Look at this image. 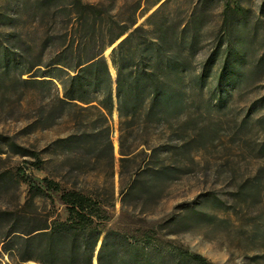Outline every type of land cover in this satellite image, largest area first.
<instances>
[{
  "label": "rangeland",
  "instance_id": "1",
  "mask_svg": "<svg viewBox=\"0 0 264 264\" xmlns=\"http://www.w3.org/2000/svg\"><path fill=\"white\" fill-rule=\"evenodd\" d=\"M72 1L55 0L54 4L69 5ZM81 1L103 3L105 21H111L109 16L119 23L136 18L135 26L149 31L151 37H155L164 25L180 34L186 31L188 36L195 30L198 38L195 65L199 63L202 67L215 50L219 51L208 67L204 86L194 88L187 99L189 108L185 115L170 121L166 129L154 130L155 134L149 137L157 149L159 161L187 166L184 156L175 154L179 144L177 134L184 122L195 118V133L190 122L184 127L188 130L186 138L193 140L192 156L197 165L177 173L158 202L153 199L142 207L141 203H133L139 201L128 199L129 205L123 204L116 112L103 117L95 109L66 107L60 113L55 100L58 93L61 95L60 85H57V92L54 88L47 90L39 85L20 84V79L17 81L19 69L8 75L0 69V172H9L16 183L8 187L3 184L0 189V264H41L37 260H20L25 235H11V239L6 240H9L5 246L8 251L3 250L4 235L14 219L44 221L53 216L66 217L59 192L43 187L40 192L36 191L43 177L60 180L64 189L105 193L111 202L106 227L130 234L163 224L179 215L185 205L198 204L211 217L209 221L171 235L165 234L166 228H163L158 236L200 253L215 264H264V0H230L238 2L244 11L243 17L231 20L230 29L223 26L227 0ZM37 17V0H0V39L5 40V30L16 29L20 32L21 44L29 42L30 51L39 55V43L47 27L34 23ZM183 26L187 29L182 30ZM54 28L61 33L58 27ZM118 42L104 52L107 60ZM230 46L240 48L241 70L248 74V80L240 87L231 88L226 82L219 86L217 80L224 64L225 48ZM201 67L199 71L204 69ZM110 70L114 75L111 66ZM28 75L22 78L28 79ZM52 94L55 98L50 100ZM219 96L224 98L222 107L217 105ZM98 133L102 138L97 145L94 137ZM106 133L112 141L113 164L102 145ZM6 138L38 151L44 165L36 167L32 165L33 157L14 153ZM163 146L169 148L166 153L161 151ZM136 152L141 153L137 160H146L143 153L149 154L142 146ZM132 166L133 163H127L125 168L130 170ZM123 178H127V173ZM248 186H256L252 197L237 195L241 187ZM34 192L37 195L33 197ZM211 193L222 199L228 208H217L211 203L202 205ZM1 211L10 214H1ZM37 243L33 240L31 256L35 259L39 257Z\"/></svg>",
  "mask_w": 264,
  "mask_h": 264
},
{
  "label": "trees",
  "instance_id": "2",
  "mask_svg": "<svg viewBox=\"0 0 264 264\" xmlns=\"http://www.w3.org/2000/svg\"><path fill=\"white\" fill-rule=\"evenodd\" d=\"M54 1L37 0L39 17L34 23L47 27L39 43V55L35 56L30 51L29 42L21 44L18 30H5V40L0 39L2 73L8 75L19 69L17 81L20 79V84L39 85L47 90L54 88L57 92L60 89V96L58 93L55 98L52 94L50 98L58 102L60 113L66 107L95 109L103 117L115 111L119 119L117 160L123 204H128V199L139 201L133 203H141L142 207L153 199L158 202L165 196L177 173L197 165L192 156L193 140L185 136L188 131L185 127L189 122L193 133L196 132L197 121L192 118L184 122L185 127L177 134L179 144L175 154L183 155L187 166L159 161L157 149L150 143L149 137L155 134L154 130L166 129L165 125H169L170 121L185 115L189 108L187 99L194 93V88L204 86L208 67L219 51L215 50L201 67L199 63L195 65L198 54L195 30L188 36L186 31L180 34L164 25L155 37H151L149 31L135 26L136 18L119 23L109 16L111 21H105L103 3L73 0L69 5H58ZM139 8L140 5H137L136 9ZM224 9V27L231 28L233 18L243 17L244 11L238 2L227 0ZM54 27H58L61 33L56 32ZM70 29H73L72 33ZM184 29L187 26H183ZM116 42L107 60L104 52ZM238 51L240 48H225L224 64L217 77L219 86L226 82L231 88L240 87L248 80V74L241 70L243 60ZM14 52L20 55L16 56ZM198 67L204 69L199 71ZM36 71L38 75L34 74ZM24 74H29L28 79L22 78ZM213 97H216L215 93ZM217 102L218 107H222L224 98L219 96ZM105 137L102 145L108 150L113 164L112 141L107 133ZM101 138L99 133L94 137L97 145ZM6 140L14 153L33 157L32 165H44L45 161L38 151L24 148L8 138ZM141 146L149 152L143 153L146 160H137L141 153L136 151ZM167 149L168 146H163L161 151L166 153ZM127 163H133L130 170L125 168ZM126 173L127 178H123ZM8 174L0 172V189L3 184L8 187L14 183L13 177ZM42 187L60 193L59 201L67 214L65 219L53 216L44 221L13 220L10 230L4 235L2 247L7 252L5 246L9 240H6L11 239V235H25L21 261L37 260L41 264H94V261L95 264H215L200 253L158 236L163 228H166L165 234L171 235L209 221L211 217L198 204L185 205L179 215L163 224L130 234L106 227L110 220L108 208L111 202L105 193L64 189L60 180L49 177L42 178L36 191L40 192ZM255 188L241 187L237 195L250 198L255 194ZM32 195L36 196L37 192ZM204 203L228 208L213 193L204 198L202 205ZM6 212L10 214L8 211H1V214ZM33 240L39 244L38 259L31 256Z\"/></svg>",
  "mask_w": 264,
  "mask_h": 264
},
{
  "label": "water",
  "instance_id": "3",
  "mask_svg": "<svg viewBox=\"0 0 264 264\" xmlns=\"http://www.w3.org/2000/svg\"><path fill=\"white\" fill-rule=\"evenodd\" d=\"M95 263H96V261H95Z\"/></svg>",
  "mask_w": 264,
  "mask_h": 264
}]
</instances>
